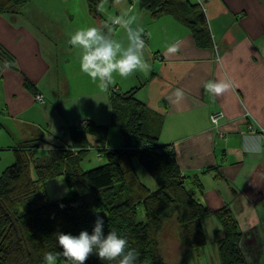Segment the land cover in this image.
<instances>
[{
	"label": "crops",
	"instance_id": "crops-1",
	"mask_svg": "<svg viewBox=\"0 0 264 264\" xmlns=\"http://www.w3.org/2000/svg\"><path fill=\"white\" fill-rule=\"evenodd\" d=\"M192 1L205 14L210 47L197 45L189 30L170 15L150 16L136 3L129 8V0L100 4L102 20L115 22L110 26L117 27L111 33L114 39H125L124 22L143 29V54L151 66L148 75L117 77L112 88L122 84L146 105L144 131L155 136L157 144L171 147L184 179L192 187L196 181L202 184L197 196L210 209L230 208L242 231L240 249L246 264H264V141L247 131L245 115L248 111L264 125V0ZM27 2L15 12L0 14V45L13 57L12 65L0 68V147L11 151L8 147L30 141L39 148L50 139L69 144L80 119L107 125L105 143L113 147L110 128H118L120 139L124 132L111 122V92L100 93L79 70L82 50L69 44L77 30L102 27L101 21L85 10L87 0H44L54 9L44 6L45 12L34 13L21 9ZM76 3L82 10H76ZM80 3H87L84 10ZM177 42L179 50L168 53L167 47ZM24 76L34 83L36 93L43 94V102L24 87ZM226 76L232 86L220 95L204 87ZM176 89L183 90L182 98L174 95ZM216 110L224 117L213 127L209 115ZM87 138L95 141V136ZM212 217L201 223L213 247L188 251L182 264H220L214 246L221 236L220 223L215 218L218 226L211 240L206 228V223L214 224ZM163 237L162 254L176 264L183 246L175 235L170 243Z\"/></svg>",
	"mask_w": 264,
	"mask_h": 264
},
{
	"label": "trees",
	"instance_id": "trees-1",
	"mask_svg": "<svg viewBox=\"0 0 264 264\" xmlns=\"http://www.w3.org/2000/svg\"><path fill=\"white\" fill-rule=\"evenodd\" d=\"M29 0H0V14L15 12ZM89 12L102 20L100 4L114 0H87ZM150 16L167 14L184 25L197 45L212 46L205 14L192 0H129ZM102 26V27H103ZM13 57L0 45V68L12 65ZM26 89L36 93L34 83L23 77ZM111 122L122 129L130 144L105 147L107 125L86 121L72 128L69 144H54L47 153L38 156V143L25 141L11 148L14 161L0 172V264H43L47 251H61L55 233L78 234L91 231L97 215L105 218V231L113 229L126 236L131 247L139 251L138 264H170L161 251L160 233L168 226L183 246L180 258L190 250H198L207 242L201 219L214 216L220 223L217 239L220 264H246L240 249L242 231L230 208L224 205L210 209L197 196L202 184L190 186L181 175L175 155L169 145L157 144V138L144 131V119L149 113L133 90L110 88ZM3 127L0 121V129ZM88 135L103 151L105 162L84 170L80 166L82 153L88 145ZM5 150L0 147V151ZM144 163L156 188L150 189L139 177L134 158ZM62 175L69 194L58 200L42 201L32 208L17 207L43 199L46 182ZM93 193L85 200L86 193ZM142 206L144 220H138ZM168 225V226H167ZM60 261L65 258L60 256ZM65 264V263H64ZM85 264H115L101 262L89 255Z\"/></svg>",
	"mask_w": 264,
	"mask_h": 264
},
{
	"label": "clouds",
	"instance_id": "clouds-1",
	"mask_svg": "<svg viewBox=\"0 0 264 264\" xmlns=\"http://www.w3.org/2000/svg\"><path fill=\"white\" fill-rule=\"evenodd\" d=\"M123 27L126 34L123 41L114 39L111 35L113 29L107 25L81 28L70 36L69 44L82 50L79 70L97 85L100 93H108L117 77L127 79L136 72L148 75L151 71L143 54L146 47L143 29L128 22H124ZM178 50V42L167 47L168 53ZM231 86L227 76L223 81H208L204 85L215 95ZM174 95L180 99L184 92L176 89ZM213 122L218 123L216 119ZM55 238L61 251L56 254L45 252L43 264H57L60 256L65 258V264H85L89 255H95L101 262L115 264H138L139 261V251L130 246L126 236L116 229L105 231L104 216H96L90 232L82 230L76 235L57 232Z\"/></svg>",
	"mask_w": 264,
	"mask_h": 264
},
{
	"label": "rangeland",
	"instance_id": "rangeland-1",
	"mask_svg": "<svg viewBox=\"0 0 264 264\" xmlns=\"http://www.w3.org/2000/svg\"><path fill=\"white\" fill-rule=\"evenodd\" d=\"M86 4L83 3V5H82L80 3V5L83 6V10H84V7L86 6ZM108 5H109V3H108ZM44 6L46 8H48L49 10L54 9V7H52V6H46V2H44V0H31V2L28 1L24 6H22L21 9L24 12H27L28 10H30L31 13L37 12L39 10L45 12ZM87 6H88V4H87ZM75 8H76V10H79V11L82 10V7H79L77 5V3L75 4ZM85 10H89V8L85 7ZM106 19H107V21H105V19H104V22L106 24H109L111 21L108 18H106ZM99 20L101 21L100 18H98V21ZM75 22L78 24L79 20H75ZM101 24H102V22H101ZM107 26H109V25H107ZM116 28L117 27H115L113 29L115 30ZM119 86H121V87L117 88V90L124 91L123 88H122V84H120ZM112 87L113 86H111V90L113 89ZM81 121H82V119H80V121H78L77 123L81 124ZM119 133L120 132H119L118 128H116V127L110 128V134L112 135V138H110V136H109V139H110L111 144H113V147L119 146L121 144H122V146L129 145L130 141H129V139L126 138L127 136H125V134H124L123 138L120 139ZM58 135L62 136L63 132L62 133H58ZM65 135H67V133H65ZM91 136L93 137V135H91ZM51 143H52V145H54V144L57 145V144H60V140L57 139V141L55 142L54 140L50 139L49 143L48 142H41L40 147L35 149V153L38 156H43L45 153H47L46 152L47 149L52 147L51 145H49ZM99 145L100 144L98 142H96L94 140H89L88 145L86 146L87 149L85 151H83L82 158H81V160L79 162L82 169L87 170V169L99 166V165H101V164H103L105 162V159H104V156H103V151L98 149V147H97ZM104 146L108 147L106 145H104ZM0 153H1L0 154V172H1V170L4 167H6V166L10 165L11 163H13L14 155L12 153V150L11 151L2 150ZM3 153H5V154H3ZM134 163H135L136 171H137L139 177L141 178V180L150 189L156 188V183L151 178V175L149 174V171L146 169V166L144 165V163L140 162V160H138L137 157L134 158ZM45 189H46V192L44 194V198L43 199L40 198V199H38L36 201H30V202H26L24 204H21L19 207H17V210L18 211H23L25 209L32 208L33 206H35L36 204H39L42 201L58 200V199H60V198H62L64 196H67L69 194V189H68V187L66 185V182H65V179H64V177L62 175H58L56 177H53V178L49 179L46 182V184H45ZM83 197H84L85 200H91L92 197H93V193H91V192L90 193H86ZM137 218H138V220H144V211H143V207L142 206L138 207ZM210 219H212L214 224L213 225L212 224L207 225V223H206V228L208 230V236H209V238L211 240L215 236L214 233H213V228L218 226V224H217V220H215V218L212 217ZM168 228H169V231H168L167 228H164V230L160 233V237L164 236L163 238L165 239V241L170 243V238L172 237V235L173 236L175 235L176 238H177V235H176V233H175V231L173 229H171L169 226H168ZM212 245L213 244H211L208 241L205 244V247H208L210 249V248L213 247ZM214 246H216V244H214ZM210 252L212 253V255H214V252H212V251H210ZM193 258H196L195 255H193L192 259ZM165 259H167V258L165 257ZM176 260H177V258H176ZM178 260H179L178 262L175 261L176 264H182L180 257L178 258ZM207 260L208 261H213L211 256H208ZM64 263L65 262L60 261V264H64Z\"/></svg>",
	"mask_w": 264,
	"mask_h": 264
},
{
	"label": "built area",
	"instance_id": "built-area-1",
	"mask_svg": "<svg viewBox=\"0 0 264 264\" xmlns=\"http://www.w3.org/2000/svg\"><path fill=\"white\" fill-rule=\"evenodd\" d=\"M133 3L134 2L129 4V8L133 7ZM143 36L145 39V34H143ZM34 98L37 102H43L44 101V97H43L42 93H36ZM245 115L248 118V120H247V131L250 133H258L264 141V125L258 124L256 122V120L252 117V115H250V113L248 111L245 112ZM223 117H224V113L221 110H216V111L211 112L209 115V118H210V122H211L212 126L218 127L219 122ZM214 119H216L218 121V123H214L213 122ZM85 122H86V120H82L81 124L84 125ZM219 136L223 137V134L219 133Z\"/></svg>",
	"mask_w": 264,
	"mask_h": 264
}]
</instances>
